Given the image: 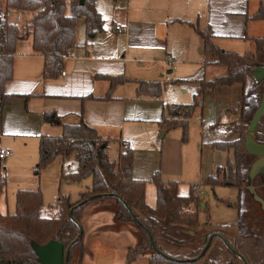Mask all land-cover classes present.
Instances as JSON below:
<instances>
[{"label":"crops","instance_id":"obj_1","mask_svg":"<svg viewBox=\"0 0 264 264\" xmlns=\"http://www.w3.org/2000/svg\"><path fill=\"white\" fill-rule=\"evenodd\" d=\"M92 1L103 19L102 30L88 37L84 19L78 18L75 36L76 32L79 34L84 29L86 34L84 44L76 52H68L55 77L45 79L42 77L44 58L32 50L31 35L16 39L12 76L3 82L4 94H10L12 97L9 104L1 106L0 148L12 147L11 144L15 141L8 140L10 136L30 137V133L36 128H40L42 124H45L44 126L49 124L43 121V113L54 111L63 123L77 124L82 120L93 127L102 139H107L108 143L110 140L114 141L117 146V157L111 159L108 155L110 160L117 162L124 144H129L133 151L132 178L144 181L143 175H140L137 169L136 154L153 149L157 140L166 134L158 124L166 112L164 113L162 104L154 101L159 97L148 95L147 92L136 93L139 83L181 79L179 69L188 67L203 66L204 70L210 67L214 74H217L215 77L225 74V67L212 63L215 58L211 52L205 50L204 41L198 31L207 33L224 51L237 54L252 51L254 43L251 38L264 37V19L254 17L260 8H264V0ZM2 13L8 23L17 25L21 18L29 16L26 10L15 8L6 9ZM29 13L31 18L32 12ZM78 20L83 21L82 28H79ZM117 25L124 27L125 30L116 31ZM28 37L29 43L23 45ZM109 76L121 77L127 81L110 88ZM253 79L255 80L254 77ZM255 82L257 83L256 80ZM260 83L264 84L263 81ZM126 87H129L130 93L125 92ZM87 95H92L93 98L83 101L81 97ZM104 96L109 97L104 99L102 98ZM131 100L139 101L136 105L141 108L142 113L137 114L132 109ZM23 101L28 104L29 109L24 112L25 114L20 109ZM24 116L30 118V133ZM53 126L59 129H40L41 134L35 136L37 146L41 136L56 137L61 134V126ZM13 129L16 130L15 134L11 133ZM255 138L258 142L264 143L257 136ZM225 152L228 156L229 153ZM11 155L12 150L8 157ZM247 156L251 160L249 164L251 179L248 185L238 190L243 197L244 195L247 197V202L250 197L254 198L255 205L258 208L260 206L258 214L264 215V209L260 204V201L264 203V155L247 153ZM70 158L75 159L74 153L56 157V160H60L59 172L58 165L50 164L52 170L59 176V183L65 180L61 174L64 162ZM35 160L36 156L34 160L31 156V167ZM11 161V158L6 159L7 167ZM225 167L226 162L209 176L221 178L226 171ZM148 180L151 181L153 186L151 191L154 192L155 184L151 177ZM26 187L35 188L32 183ZM81 191L83 190L79 193ZM78 199L79 195L76 200L69 201L73 203ZM145 201L151 207L155 205L147 195V186ZM212 224L233 225L238 230V235L239 232L246 230L253 236L260 228H264V216L253 214V209L249 210L247 206L240 214L237 213V218L233 222ZM80 225L83 230V243L87 248L90 246V238L94 239L102 230L107 229L119 233L130 232L135 241L132 246L138 244L141 239L134 224L116 220L113 204L108 200L89 204L83 211ZM186 230L184 229L182 234H186ZM129 247L127 246V249ZM141 254H144L148 262L150 251L138 252L136 258ZM89 256L91 253L83 255L84 264H88Z\"/></svg>","mask_w":264,"mask_h":264},{"label":"trees","instance_id":"obj_2","mask_svg":"<svg viewBox=\"0 0 264 264\" xmlns=\"http://www.w3.org/2000/svg\"><path fill=\"white\" fill-rule=\"evenodd\" d=\"M43 4L40 6L35 0H5L3 5L0 0V13L9 8L35 11L29 25L32 50L44 58L42 77L45 79L57 75L62 60L73 46L76 20L84 19L87 35L92 37L97 31L102 30L103 19L92 0H84L82 4L79 0H44ZM254 17L264 19V8H260ZM198 32L204 41L205 50L211 52L215 58L212 63L225 67L226 72L211 80L204 78L197 80L198 85L192 102L169 106L166 109V115L158 121L164 132L181 128L183 140L186 139L190 117L196 109L202 110L205 90H213L218 86L241 84L243 86L239 103L241 119L248 122V125L258 107L254 98L245 99V93L248 90L246 81L248 72L255 67V59L264 53V37L251 38L254 49L244 54H237L224 51L211 40L207 33ZM17 33L16 24L8 23L5 17L0 19V100L2 106L9 104L12 97L10 94H4L3 82L12 76ZM109 81L110 88H113L127 80L109 76ZM161 83L140 82L137 91L159 96L162 91ZM91 98H93L92 95L81 97L82 100ZM43 121L61 126L62 132L56 137L47 135L40 137L38 160L34 166V173L39 174L57 156L74 153L77 161L76 171L68 174L62 173L61 177L77 182L90 177L91 183L79 193L77 202L71 203L66 196H58L57 213L51 217L41 215L43 202L39 189L18 190L15 194L14 213L0 212V264H39L31 241L45 244L49 240L56 239L66 248L77 237L78 240L69 251L68 264H84L83 255L91 252L83 243V233L79 235L78 225L82 211L93 201L106 200L113 202L116 220L134 224L141 236L138 244L127 249L126 264H132L136 254L143 251H150L147 264H244L240 256L232 249L241 254L247 264H264V228L253 235L254 243L247 241L251 235L246 230L240 232L237 238L217 230L219 225L209 222L206 203L203 204L199 196L191 192L188 195H179L176 185L161 181L158 172L154 173L151 178L156 188V203L151 207L145 201L144 181L132 178L133 151L129 144H124L116 162L110 160L106 152L108 140L102 139L93 127L88 126L82 120L77 124H66L54 111H47L43 113ZM244 135L241 134L239 138L229 142L213 143L214 147L227 150V152L232 149V159L227 158V170L221 178L207 177L206 184L238 189L249 184V164L246 163ZM4 187L5 176L0 171V194ZM107 193L117 196L104 195L92 198L97 194ZM87 199L89 200L85 204L76 205ZM70 209H73L71 217L69 216ZM200 212L205 214L204 221L199 220ZM200 227H214L215 230L206 231L203 234L205 240L199 243L190 241L192 236L182 234L184 229L196 230ZM147 232L150 233L157 250H154L150 243ZM214 232L219 233L230 248L221 238L214 237L205 253L199 259H195L201 253L207 238ZM77 248V259L74 262Z\"/></svg>","mask_w":264,"mask_h":264},{"label":"rangeland","instance_id":"obj_3","mask_svg":"<svg viewBox=\"0 0 264 264\" xmlns=\"http://www.w3.org/2000/svg\"><path fill=\"white\" fill-rule=\"evenodd\" d=\"M2 3L4 5L5 0H2ZM39 4L40 6L44 5L40 2ZM22 10H26L29 16L25 17V19L21 18L19 20V25L16 24L18 27L17 36L21 39L26 38L27 35H31L29 26L31 18L29 12H32V16L35 13V11L30 9ZM68 10L67 8L66 11L68 12ZM78 24L79 28L83 27V21L78 20ZM85 38L86 34L84 29H82L79 34L76 32L74 45L69 52H76L82 48L81 46L84 44ZM25 40L23 45L29 43L30 37ZM262 64H264V53L260 54L255 59L254 65ZM250 71L247 74L246 89L248 90H246L245 99L254 98L255 103L258 105L264 89V84L256 83ZM214 73L215 72H213L210 67H206V70L203 69V66L180 68L178 74L181 79L162 82L161 94L157 96L159 99L154 101L162 104L164 113L166 109L173 104H190L193 99L192 94L196 92L198 85L196 81L202 78L211 80L217 75ZM171 83H174V85ZM194 83L197 84L195 85ZM124 90L126 93H130L129 87H126ZM242 92L243 89L240 84L220 86L213 90H205L202 98V110L196 109L190 117L185 140L182 139L181 128H174L167 131L163 138L158 139L153 149L143 150L136 154L137 159L135 162H137V169L140 175H143L142 179H144L145 183V192L147 186V195L152 203H156V190H154V192L151 191L153 186L148 179L150 177L152 178V174L158 172L161 181L174 183L176 185L179 195H188L190 189L201 191V193H199V198L202 199L203 204L206 203L209 221L212 223H231L237 218V213L240 214L247 206L249 210L253 209V214L264 216L263 214H258L260 206L258 208V206L255 205L254 198L250 197L247 202V197H245V195L243 197V194L240 193L238 188L222 185L210 186L205 183L207 176L208 178H215V176L209 175L214 174L220 166L224 165L228 157L232 159V149L228 152L229 154L227 156L225 152L227 150L218 149L214 147L213 143L229 142L239 138L241 134L244 135L246 133L248 122L241 119V107L239 104ZM136 93H138L137 90ZM146 94L151 96L154 95L151 93ZM131 101L133 102L132 109L137 114L142 113L141 108L136 105L139 101ZM20 109L23 113L26 112L29 110L28 104L23 101ZM231 109H233V111ZM24 120L29 127L30 133V118L24 116ZM146 122L151 123V121ZM44 125L45 124H42L40 128H36L31 132L30 137L14 135L7 138L10 141H15V143L11 144L12 147L10 149L12 150V155L6 158L12 159L9 167L5 164L6 159L0 161V171L5 176V187L0 194V212L3 214L14 213L16 192L18 190H30V188L26 187L30 185V183L35 186L33 189H39L41 191L43 202L41 215H46L45 217L56 215V202L58 196H66L69 200L74 201L78 198L79 191L86 189V185L90 183V177H86L80 182L67 181L65 179L59 183L57 172L50 167L52 166L50 164L53 163V166L58 165L59 172L60 160H56V158L45 166L39 174L34 173V166L38 160V146L35 136L41 134L40 129L55 130L57 128L50 124ZM14 131L16 130L13 129L11 133L15 134L16 132ZM162 132L164 131L162 130ZM256 136L260 141L264 142V113L258 124ZM4 139H6V137H4ZM4 139H2L1 142H3ZM1 145L0 143V146ZM106 151L111 159L117 157V146L114 141H109ZM13 156H15V158ZM31 156H33V160L36 156V160L32 167L30 166ZM250 161V157L247 156V165L250 164ZM63 167V174L75 172L77 169L76 159L70 158L69 161H65ZM225 170H227V166ZM193 194L198 196L196 190ZM220 198L224 201L220 200ZM111 203L113 204V202ZM88 205H86L84 209ZM83 211L81 218L83 216ZM204 215V212H200L199 220H204ZM261 229L262 228L259 230ZM210 230H215V228L200 227L196 230H190V233L187 232L186 235L192 236V239H189L190 241L199 243L203 234ZM217 230L227 235H233L235 238L238 236V230H236L233 225H220ZM253 237L254 236L251 235L250 238H247V241L249 243H254ZM89 241L90 246L88 248L91 251V256L87 259L88 264H126L127 246L133 247L132 244L135 242L130 232L123 231L119 233L111 229L102 230L94 239L90 238ZM77 253L78 248L75 250L74 262L77 259ZM132 264H147L144 254L135 258Z\"/></svg>","mask_w":264,"mask_h":264},{"label":"water","instance_id":"obj_4","mask_svg":"<svg viewBox=\"0 0 264 264\" xmlns=\"http://www.w3.org/2000/svg\"><path fill=\"white\" fill-rule=\"evenodd\" d=\"M84 2V0H79V3L82 4ZM251 75L255 78V80L257 81V83L260 82H264V64L262 65H258L256 67H254L253 71L251 72ZM1 100H0V112H1ZM264 113V89L261 95V98L259 100V104L257 109L255 110L252 119L249 122V125L247 127L246 133L244 135V146H245V150L247 153H251V154H255V155H264V143H260L256 140V132L258 131V124L261 121V116ZM253 167V166H252ZM250 170H251V166L249 167V178L250 177ZM104 195H113V196H117L116 194L113 193H107V194H97L95 196H92V198L95 197H100V196H104ZM87 200H82L79 203H77L76 205H83L85 204ZM261 207L262 209H264V203L262 201H260ZM203 205V204H202ZM72 210L70 209L69 211V216H72ZM135 220L138 222V220L136 219V217H134ZM79 235L83 233L82 230V226L79 223ZM190 230H186V232H189ZM147 235L149 237L150 243L153 245V241L152 238L150 236V233L147 232ZM214 237H218L221 238L224 243L226 244L227 247L230 248V246L226 243V241L223 239V237L217 233L214 232L212 233L206 240V244L204 245L201 253L199 254V256L195 259H199L206 251V249L209 247L212 239ZM78 240V237L73 240L66 248H64L63 244L56 240V239H52L49 240L48 242H46L45 244H38L34 241H31V246L35 252V255L37 257V262L39 264H68L69 262V251L71 249V247L74 245V243ZM202 240H205V236L202 237ZM154 250H157L156 247L153 245ZM234 253H236L237 255L240 256V258L243 260L244 264H247L245 258L239 254L238 252H236L234 249H232Z\"/></svg>","mask_w":264,"mask_h":264},{"label":"built area","instance_id":"obj_5","mask_svg":"<svg viewBox=\"0 0 264 264\" xmlns=\"http://www.w3.org/2000/svg\"><path fill=\"white\" fill-rule=\"evenodd\" d=\"M40 3H43L44 0H36ZM4 18V13H0V19ZM115 30L118 31V32H123L125 30L124 27L120 26V25H117L115 26ZM170 62V61H169ZM62 74H64V72L62 71ZM11 154V150L8 149V148H0V159H4L6 157H8L9 155ZM196 190V194L199 195V193H201V191H198L197 189ZM195 190H192L191 189V193L193 194L195 192ZM194 191V192H193Z\"/></svg>","mask_w":264,"mask_h":264}]
</instances>
